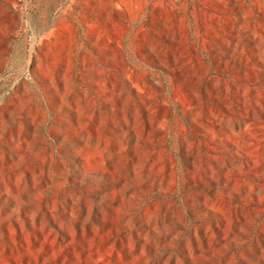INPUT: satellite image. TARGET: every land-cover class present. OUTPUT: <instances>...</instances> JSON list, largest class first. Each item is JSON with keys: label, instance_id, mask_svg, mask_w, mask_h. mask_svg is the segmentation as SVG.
Returning a JSON list of instances; mask_svg holds the SVG:
<instances>
[{"label": "rangeland", "instance_id": "rangeland-1", "mask_svg": "<svg viewBox=\"0 0 264 264\" xmlns=\"http://www.w3.org/2000/svg\"><path fill=\"white\" fill-rule=\"evenodd\" d=\"M0 264H264V0H0Z\"/></svg>", "mask_w": 264, "mask_h": 264}]
</instances>
